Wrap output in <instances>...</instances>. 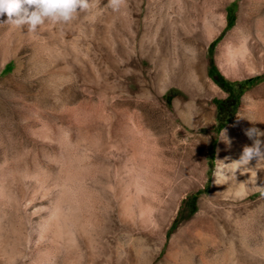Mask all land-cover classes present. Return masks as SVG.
Masks as SVG:
<instances>
[{"label": "rangeland", "instance_id": "1", "mask_svg": "<svg viewBox=\"0 0 264 264\" xmlns=\"http://www.w3.org/2000/svg\"><path fill=\"white\" fill-rule=\"evenodd\" d=\"M107 2L0 17V264H264V0Z\"/></svg>", "mask_w": 264, "mask_h": 264}, {"label": "clouds", "instance_id": "2", "mask_svg": "<svg viewBox=\"0 0 264 264\" xmlns=\"http://www.w3.org/2000/svg\"><path fill=\"white\" fill-rule=\"evenodd\" d=\"M126 0H108L107 7L113 12H121ZM97 6V0H0V17L7 16L4 23L16 28H26L36 32L46 22L67 24L78 14H92ZM245 135L252 144L243 147L239 162L248 164L250 161L264 160V131L255 127L245 130ZM222 137H225L223 131Z\"/></svg>", "mask_w": 264, "mask_h": 264}, {"label": "bare ground", "instance_id": "3", "mask_svg": "<svg viewBox=\"0 0 264 264\" xmlns=\"http://www.w3.org/2000/svg\"><path fill=\"white\" fill-rule=\"evenodd\" d=\"M245 12H246V8L244 7V6H242V13H244L245 14ZM245 21H247V23H249V24H251L252 26H253V20H251L248 16L247 17H245ZM256 26V25H255ZM254 26V27H255ZM259 28V27H258ZM257 27H256V29H258ZM251 29H252V27H251ZM250 30V29H249ZM253 30V29H252ZM252 30H250V31H252ZM255 30V29H254ZM253 30V31H254ZM246 31V30H245ZM247 33V32H246ZM263 35V34H262ZM260 39V38H259ZM241 53V52H240ZM239 53V54H240ZM243 58H245L244 57V54H243V56H242ZM248 57V56H247ZM239 58V57H238ZM250 58V57H249ZM6 59V58H5ZM4 59V60H5ZM237 60V59H236ZM247 60V59H246ZM201 73V70L200 71H198V74H200ZM245 99H246V103H247V105H248V107L245 109V107H244V109L242 108V112L244 111V110H246L248 113L250 112V113H252L256 118H258L257 120H256V123H253V124H255V126L257 127V128H260V129H264V123H263V121H262V119H261V117H262V114L264 113V97H254L251 93L250 94H247L246 95V97H245ZM247 112H246V115H247ZM248 116H250L249 114H248ZM135 124V123H134Z\"/></svg>", "mask_w": 264, "mask_h": 264}, {"label": "trees", "instance_id": "4", "mask_svg": "<svg viewBox=\"0 0 264 264\" xmlns=\"http://www.w3.org/2000/svg\"><path fill=\"white\" fill-rule=\"evenodd\" d=\"M209 76L214 79L216 84H218L220 87L226 89L227 87L229 88L228 91L231 92V89L233 86H231L225 78L218 72V70L212 65L209 69ZM254 79H248L244 82H242L240 85L236 86V88H240L242 91L248 86H251L254 83Z\"/></svg>", "mask_w": 264, "mask_h": 264}]
</instances>
